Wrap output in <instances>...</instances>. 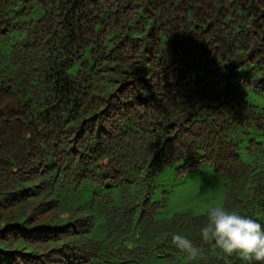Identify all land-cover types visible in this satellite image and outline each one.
Wrapping results in <instances>:
<instances>
[{"label":"trees","instance_id":"16d2710c","mask_svg":"<svg viewBox=\"0 0 264 264\" xmlns=\"http://www.w3.org/2000/svg\"><path fill=\"white\" fill-rule=\"evenodd\" d=\"M1 44L0 264H244L201 240L208 211L156 219L151 196L165 166L206 162L264 224V142L246 161L231 138L264 134V0H0Z\"/></svg>","mask_w":264,"mask_h":264},{"label":"rangeland","instance_id":"374dc122","mask_svg":"<svg viewBox=\"0 0 264 264\" xmlns=\"http://www.w3.org/2000/svg\"><path fill=\"white\" fill-rule=\"evenodd\" d=\"M0 48L5 49L6 45L1 44ZM251 103L264 106V90L249 91ZM239 145V155L244 160H249L245 148L250 139H257L264 142V134L260 131L251 130L246 132L238 129L231 137ZM179 165L165 166L158 175L154 183V193L151 196L152 202L166 201V206L158 212L156 219L170 218L179 212H192L203 214L217 204H223L224 188L222 179L216 174L209 163H202L198 170L191 171L183 176L177 175ZM100 189L88 184L80 196L70 195L61 200L63 205L77 202H88L92 193L99 192ZM103 192H110L113 202H119V190L117 187L104 189ZM92 234L99 237L105 234L104 221L101 215L96 214V224ZM135 237L120 242L124 247L135 246ZM92 264H172L157 254H151L144 262H118V261H96Z\"/></svg>","mask_w":264,"mask_h":264},{"label":"clouds","instance_id":"9594fccd","mask_svg":"<svg viewBox=\"0 0 264 264\" xmlns=\"http://www.w3.org/2000/svg\"><path fill=\"white\" fill-rule=\"evenodd\" d=\"M200 238L226 256H238L244 264H264V224L251 215L217 204L208 210ZM172 239L178 247L196 254L187 238L177 234Z\"/></svg>","mask_w":264,"mask_h":264}]
</instances>
